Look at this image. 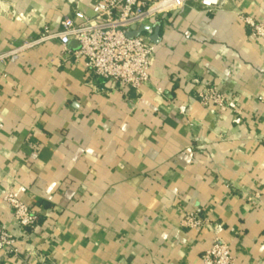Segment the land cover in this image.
<instances>
[{
  "label": "crops",
  "instance_id": "crops-1",
  "mask_svg": "<svg viewBox=\"0 0 264 264\" xmlns=\"http://www.w3.org/2000/svg\"><path fill=\"white\" fill-rule=\"evenodd\" d=\"M99 0H0V52ZM264 0H198L146 24L151 77L124 95L57 41L0 65V264H202L216 237L264 264ZM215 87L225 111L197 99ZM40 214L29 232L4 201ZM260 193V199L250 197ZM184 213L209 218L201 233Z\"/></svg>",
  "mask_w": 264,
  "mask_h": 264
},
{
  "label": "built area",
  "instance_id": "built-area-1",
  "mask_svg": "<svg viewBox=\"0 0 264 264\" xmlns=\"http://www.w3.org/2000/svg\"><path fill=\"white\" fill-rule=\"evenodd\" d=\"M194 0H99L93 5V16L76 11L61 22L58 31L46 29L40 36L26 40L19 46L0 52V65L16 62L23 53L57 41L63 51L70 53L73 42L78 43L74 56L84 61L88 71L102 79L108 87L127 95L140 91L149 82L155 56L154 38L149 39L140 33L129 37L128 33L140 31L147 23L158 21L166 15L179 13ZM200 5L214 11L219 8L220 0H198ZM241 19L253 35L264 37V23H259L247 15ZM197 99L205 107L225 111L228 103L215 87H204L197 92ZM260 193L250 200L260 199ZM4 201L13 210V215L22 228L35 231L40 223V214L32 206L24 203L12 193H6ZM181 225L201 233L210 220L198 213H184ZM0 254L20 257L17 239L0 227ZM202 264H234L231 246L215 238L212 246L203 253Z\"/></svg>",
  "mask_w": 264,
  "mask_h": 264
},
{
  "label": "water",
  "instance_id": "water-1",
  "mask_svg": "<svg viewBox=\"0 0 264 264\" xmlns=\"http://www.w3.org/2000/svg\"><path fill=\"white\" fill-rule=\"evenodd\" d=\"M145 30H147V29H146V27L143 26V27L140 29V31H135V32H130V33H128V36H129V37H136V36H138L140 33L144 32ZM153 38H154V37H153ZM72 44L78 47V43L73 42Z\"/></svg>",
  "mask_w": 264,
  "mask_h": 264
}]
</instances>
